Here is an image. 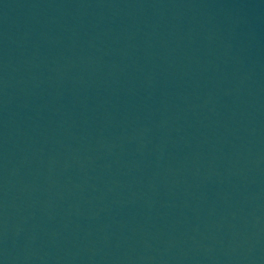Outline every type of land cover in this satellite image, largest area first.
Instances as JSON below:
<instances>
[{
	"label": "water",
	"instance_id": "1",
	"mask_svg": "<svg viewBox=\"0 0 264 264\" xmlns=\"http://www.w3.org/2000/svg\"><path fill=\"white\" fill-rule=\"evenodd\" d=\"M0 264H264V0H0Z\"/></svg>",
	"mask_w": 264,
	"mask_h": 264
}]
</instances>
